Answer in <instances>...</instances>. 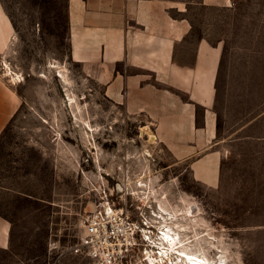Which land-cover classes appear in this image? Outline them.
Here are the masks:
<instances>
[{
	"label": "rangeland",
	"instance_id": "rangeland-1",
	"mask_svg": "<svg viewBox=\"0 0 264 264\" xmlns=\"http://www.w3.org/2000/svg\"><path fill=\"white\" fill-rule=\"evenodd\" d=\"M168 1L192 25L189 45L223 49L215 188L195 182L145 117L125 115L71 62L67 0H0V82L20 100L0 137V215L11 223L0 264H87L70 249L102 192L147 214L155 244L165 197L173 212L191 208L194 221L178 223L211 263L264 264V0Z\"/></svg>",
	"mask_w": 264,
	"mask_h": 264
},
{
	"label": "crops",
	"instance_id": "crops-1",
	"mask_svg": "<svg viewBox=\"0 0 264 264\" xmlns=\"http://www.w3.org/2000/svg\"><path fill=\"white\" fill-rule=\"evenodd\" d=\"M177 7L168 0H67L69 58L125 115L145 117L171 156L189 161L195 182L215 188L224 158L215 148L223 49L203 38L189 45L192 25L171 14ZM19 105L0 82V137ZM10 243L11 223L0 215V249Z\"/></svg>",
	"mask_w": 264,
	"mask_h": 264
},
{
	"label": "built area",
	"instance_id": "built-area-1",
	"mask_svg": "<svg viewBox=\"0 0 264 264\" xmlns=\"http://www.w3.org/2000/svg\"><path fill=\"white\" fill-rule=\"evenodd\" d=\"M141 210L131 213L102 192L80 221L81 233L71 253L87 264H149L154 259V229Z\"/></svg>",
	"mask_w": 264,
	"mask_h": 264
},
{
	"label": "bare ground",
	"instance_id": "bare-ground-1",
	"mask_svg": "<svg viewBox=\"0 0 264 264\" xmlns=\"http://www.w3.org/2000/svg\"><path fill=\"white\" fill-rule=\"evenodd\" d=\"M6 68L10 81L20 82L19 75L13 73L7 65ZM59 76L63 77L62 74ZM150 137L154 138L153 135H150ZM137 186L144 188L146 185L140 182ZM164 202L165 197L158 200L159 208L155 218L163 225L161 226V232L158 233V242L154 245V249L158 251L153 252L154 259H150L149 264H218L211 263L201 253V250L195 249L196 243L199 242V236L195 235L193 240L186 237L189 232L188 227L185 224L178 223L180 217L194 221L191 208L188 207L181 212H173L164 205Z\"/></svg>",
	"mask_w": 264,
	"mask_h": 264
}]
</instances>
